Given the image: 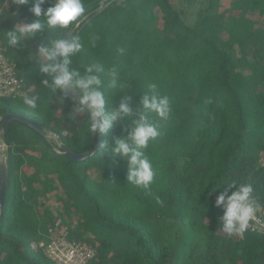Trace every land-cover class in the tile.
<instances>
[{"label": "trees", "instance_id": "1", "mask_svg": "<svg viewBox=\"0 0 264 264\" xmlns=\"http://www.w3.org/2000/svg\"><path fill=\"white\" fill-rule=\"evenodd\" d=\"M109 1L85 0L87 19ZM52 3L46 0L44 8ZM31 7L0 0V32L37 19ZM157 11L163 26L155 22ZM255 14L264 16V0H234L227 9L220 0H202L192 24L172 0H113L87 24L83 20L78 34L86 51L71 67L83 73L91 59L116 64L126 87L111 89L105 79L106 109L127 98L133 116L115 122L97 150L79 160L26 123L9 122L0 264H57L42 243L65 224L69 239L95 248L86 264H264V233L221 232L224 209L216 205L221 191L235 190L236 180L253 185L264 210V24ZM56 36L29 38L19 51L0 38L27 96L42 97L36 110L23 98H0V129L7 112L28 116L82 154L99 136L81 135L88 114L72 120L77 101L64 90L49 99L42 81L51 78L34 56ZM150 83L170 97L172 110L167 120L153 114L161 135L146 149L155 170L148 194L127 183V161L111 149L132 131ZM105 142L107 151L101 149ZM51 193L59 202L55 209L44 202ZM72 211L78 212L75 226Z\"/></svg>", "mask_w": 264, "mask_h": 264}, {"label": "clouds", "instance_id": "2", "mask_svg": "<svg viewBox=\"0 0 264 264\" xmlns=\"http://www.w3.org/2000/svg\"><path fill=\"white\" fill-rule=\"evenodd\" d=\"M14 2L18 8L32 4L30 12L37 19L17 22L9 30L0 32V38L8 49L19 51L29 38H36L45 32L57 34L50 46L39 48L42 56L41 71L51 78L50 81L44 79L42 83L49 90V99L57 90L75 89L80 94L70 118L75 120L80 113L88 114L85 126L80 129L82 136L98 137L106 133L115 122L133 116L127 98L111 112L106 109L105 96L101 91L105 79L111 89L123 90L126 87L116 64L106 67L99 59H91L85 65L83 73L78 68L71 67L73 57L86 51L85 41L78 34L82 21L87 19L85 0H53L46 9L44 8L46 0H35V2L14 0ZM69 31L72 35L69 39H65V34ZM124 51L122 47L117 49L118 54H123ZM41 100L39 93H33L23 97V104L36 110ZM141 103L142 111L135 119L132 131L127 136L116 139L111 151L114 158H124L127 161V183L151 194L155 170L146 149L161 135L160 126L153 120V114L161 120H167L172 110V102L168 95L161 93L156 83H150L144 91ZM101 149L107 151L106 142L101 145ZM232 184L235 190L231 194L225 189L216 199V205L224 209L220 219L223 232L228 236L245 232L259 209L251 183H239L233 180ZM157 203L162 201L157 199Z\"/></svg>", "mask_w": 264, "mask_h": 264}, {"label": "built area", "instance_id": "3", "mask_svg": "<svg viewBox=\"0 0 264 264\" xmlns=\"http://www.w3.org/2000/svg\"><path fill=\"white\" fill-rule=\"evenodd\" d=\"M28 92L16 69V63L0 45V98H23ZM247 230L264 233V210L259 207ZM46 255L57 264H86L95 254L87 241L69 239L66 232L52 234L43 242Z\"/></svg>", "mask_w": 264, "mask_h": 264}, {"label": "water", "instance_id": "4", "mask_svg": "<svg viewBox=\"0 0 264 264\" xmlns=\"http://www.w3.org/2000/svg\"><path fill=\"white\" fill-rule=\"evenodd\" d=\"M113 0H110L108 3L101 2L99 7L96 9V11L90 16L89 19L86 20L84 23L87 24L90 20H92L94 17H96L110 2ZM72 35V32L69 31L65 34V39H69ZM59 60V58H58ZM68 95H70L73 99L76 101H79L80 94L75 89H69L64 90ZM11 120H17L23 123H26L31 128L35 129L37 132L42 134L43 136L47 138L55 139L58 145L66 152L68 153L72 159L79 160L85 157H88L92 155L97 148L99 147L100 143L102 142L104 138V133L99 135V139L97 144L94 146L92 150L89 152H85L82 154H76L72 150H70L65 143L61 140V138L54 132H51L47 130V128L37 122H35L33 119H31L28 116L15 114L13 112H7L3 118L2 126L0 129V221L3 218L4 212H5V196L8 188V171H9V156H8V150H7V144L4 142V136L7 129V126Z\"/></svg>", "mask_w": 264, "mask_h": 264}, {"label": "rangeland", "instance_id": "5", "mask_svg": "<svg viewBox=\"0 0 264 264\" xmlns=\"http://www.w3.org/2000/svg\"><path fill=\"white\" fill-rule=\"evenodd\" d=\"M202 0H172V2L175 4L176 7L178 8H183L186 11V20L189 24L194 23L197 15V10L199 8V5ZM221 1V9H227L230 4L234 0H220ZM157 18H156V24L159 26H163V21L164 17L160 11H157ZM255 18L259 20L262 24H264V16H259L255 14ZM34 56H37V60L41 61L42 56L39 53V50H36L34 53ZM79 121H77L78 123ZM263 163H264V158H263ZM44 202L47 206H50L52 209H55L56 206L59 204L57 198L53 193L49 194L45 199ZM72 216H73V222H71L72 226L76 225V221L78 219V212L72 211ZM67 229V224L63 225L58 231H56L54 234H58L60 232H65ZM223 232V230H221ZM225 233V232H223Z\"/></svg>", "mask_w": 264, "mask_h": 264}]
</instances>
